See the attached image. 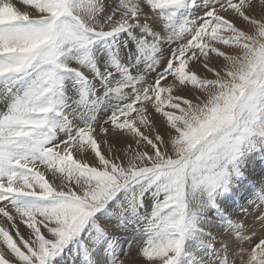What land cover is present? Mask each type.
<instances>
[{"label": "snow or ice", "instance_id": "snow-or-ice-1", "mask_svg": "<svg viewBox=\"0 0 264 264\" xmlns=\"http://www.w3.org/2000/svg\"><path fill=\"white\" fill-rule=\"evenodd\" d=\"M257 159L264 0H0V264H264Z\"/></svg>", "mask_w": 264, "mask_h": 264}, {"label": "rangeland", "instance_id": "rangeland-1", "mask_svg": "<svg viewBox=\"0 0 264 264\" xmlns=\"http://www.w3.org/2000/svg\"><path fill=\"white\" fill-rule=\"evenodd\" d=\"M14 2H15V0H14ZM18 6L21 7V10H23V6H22V5H18ZM262 176H263V177H262ZM248 178H249V180L252 181L253 183L256 182L255 184H256L258 187H259L261 181L264 180V165H261V163L259 162L258 159H257V161L255 162V165H253L252 167H250V170H249V173H248ZM243 202H244V201H241V203H243ZM244 203H246V202H244ZM236 211L238 212L239 209H236ZM251 218H252V217L249 218V223H251ZM130 246H131V245H130ZM130 246H129L128 243H125V244L123 245L124 250L127 251V248H126V247H128V249H129ZM134 246L137 247L136 244H134ZM135 250H137V249H135ZM137 253H138V251H137ZM137 253H136V255L134 256V259H133L131 262H129V261H127L126 259H124V260H125V264H127V263H129V264H144V260H143V258L140 257L139 254H137ZM137 255H138V256H137ZM126 262H127V263H126ZM133 262H134V263H133ZM139 262H140V263H139Z\"/></svg>", "mask_w": 264, "mask_h": 264}, {"label": "bare ground", "instance_id": "bare-ground-1", "mask_svg": "<svg viewBox=\"0 0 264 264\" xmlns=\"http://www.w3.org/2000/svg\"><path fill=\"white\" fill-rule=\"evenodd\" d=\"M255 165V164H254ZM262 165V164H261ZM263 177V176H262ZM256 183V182H255ZM244 203V202H243ZM250 218V217H249ZM252 220V218H251ZM130 246V245H129ZM127 251L125 250V252H127V256H125V254L122 252L121 253V259H126L127 261L131 262L134 259V256L136 255L137 251H138V247H135L134 244H131L130 248ZM137 249V250H135ZM138 254V253H137ZM138 256V255H137ZM127 263V262H126ZM134 263V262H133ZM140 263V262H139ZM129 264V263H127Z\"/></svg>", "mask_w": 264, "mask_h": 264}]
</instances>
